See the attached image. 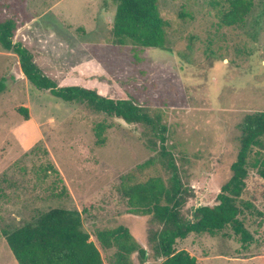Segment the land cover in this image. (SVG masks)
I'll use <instances>...</instances> for the list:
<instances>
[{
	"label": "rangeland",
	"instance_id": "1",
	"mask_svg": "<svg viewBox=\"0 0 264 264\" xmlns=\"http://www.w3.org/2000/svg\"><path fill=\"white\" fill-rule=\"evenodd\" d=\"M253 1L245 23L228 26L227 0H158L167 40L163 48H147L116 33L112 0H0V21H15L14 41L58 85L131 99L153 120L128 123L55 97L32 84L19 56L0 44V264L7 254L15 258L4 231L54 208L82 211L96 243L99 230L122 225L147 249L143 259L98 245L104 264L162 263L163 224L133 212L125 188L155 178L170 184L162 132L182 183L183 220L216 202L232 176L245 117L264 111V0ZM258 161L264 162V136L249 152V193L238 201L253 241L244 244L227 226L178 238L177 250L199 264H264Z\"/></svg>",
	"mask_w": 264,
	"mask_h": 264
},
{
	"label": "trees",
	"instance_id": "2",
	"mask_svg": "<svg viewBox=\"0 0 264 264\" xmlns=\"http://www.w3.org/2000/svg\"><path fill=\"white\" fill-rule=\"evenodd\" d=\"M117 6L115 31L131 38L147 48H163L167 36L165 21L161 16L158 0H112ZM228 9L223 13L222 23L228 26L245 23L252 11L253 0H227ZM15 21H0V44L19 56L20 65L27 79L41 90H48L65 101L81 102L91 109L109 117H117L128 123L153 125L151 116L140 105L128 98L114 99L93 88L76 85L60 86L44 74L34 60L32 52L20 42L14 41ZM1 90V88H0ZM26 117L28 109L21 107ZM105 126L99 123L96 134L99 142ZM161 154L172 170L170 184L155 178L146 183L126 186L132 211L153 215L163 224L158 233L157 250L164 258L161 264H199L197 258L185 249L177 250L178 238L191 233L216 234L231 227L245 243L252 242L254 235L239 217L242 207L238 203L249 193L248 158L252 147L264 136V111L248 114L242 125L241 148L232 165V176L222 186L214 204L201 205L195 209L194 218L183 220L181 214L182 183L177 165L165 146V135L161 132ZM147 165V163L142 166ZM258 173L264 178V162L258 161ZM256 166V163H255ZM56 171V170H55ZM245 205H250L246 202ZM97 243L90 240L91 233L84 224L83 212L78 209L54 208L40 214L23 225L4 231V238L19 264H104L98 245L116 246L121 255L139 252L147 258V249L139 244L125 226L101 229L95 233Z\"/></svg>",
	"mask_w": 264,
	"mask_h": 264
},
{
	"label": "crops",
	"instance_id": "3",
	"mask_svg": "<svg viewBox=\"0 0 264 264\" xmlns=\"http://www.w3.org/2000/svg\"><path fill=\"white\" fill-rule=\"evenodd\" d=\"M6 240V239H5ZM91 240V239H90ZM10 247V246H9ZM11 249V248H10ZM12 251V250H11ZM12 253H13V251H12ZM8 255V257L6 258L7 260H6V264H19V262H18V260H17V258L15 257V255H14V253H13V255H14V257L15 258H13V256H9V254H7ZM8 262V263H7Z\"/></svg>",
	"mask_w": 264,
	"mask_h": 264
}]
</instances>
